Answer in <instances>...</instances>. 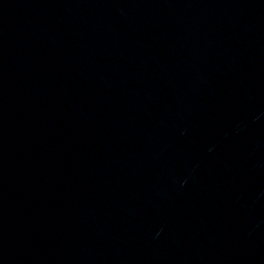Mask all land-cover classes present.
<instances>
[{"label":"water","instance_id":"obj_1","mask_svg":"<svg viewBox=\"0 0 264 264\" xmlns=\"http://www.w3.org/2000/svg\"><path fill=\"white\" fill-rule=\"evenodd\" d=\"M0 264H264V0H0Z\"/></svg>","mask_w":264,"mask_h":264}]
</instances>
